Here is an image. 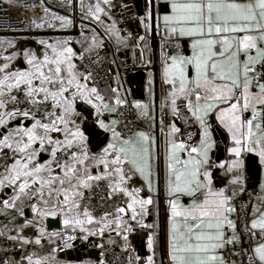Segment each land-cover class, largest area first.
I'll list each match as a JSON object with an SVG mask.
<instances>
[{"label": "snow or ice", "instance_id": "obj_1", "mask_svg": "<svg viewBox=\"0 0 264 264\" xmlns=\"http://www.w3.org/2000/svg\"><path fill=\"white\" fill-rule=\"evenodd\" d=\"M4 2L15 5L17 0ZM66 6L74 7L72 0H66ZM39 7L43 15L30 20L32 27H75L73 18L57 14L43 0ZM79 7L82 21L90 20L104 33L101 36L95 29L85 33L88 26L81 23V38L75 40L80 51L73 38L65 36L38 39L40 50L16 48L10 40L7 46L16 50L0 53V129L4 130L0 191L11 189L6 199H0V215L10 217L0 237L11 245L4 249L0 264H61L58 251L73 248L72 241L97 235L101 243L93 246L101 249L100 258L82 264H109L105 232L108 245L116 243L112 232L121 237L120 252L127 254V264H133L129 234L137 228L149 230V254L135 255V264H237L235 259L229 262L224 251L246 257L247 264H264V196L259 197V206L252 205L251 219L245 220L243 229L239 217L232 218L237 214L233 200L243 191L245 154L258 158L264 170V0H144L143 14L135 17L144 34L135 40L143 64L154 26L161 37L160 80L167 93L161 103L162 145L154 134L151 94L149 102L132 104L146 127L133 130L125 123L121 129L116 115H123L120 109L127 100L121 98L118 74L117 86H108L111 99L105 98L94 76L93 65L100 63L105 38L116 51L132 38L130 33L121 35L112 15L113 0L87 5L80 0ZM148 83L152 84L151 72ZM165 108L173 118L167 131ZM213 115L227 133V157L220 161L212 158L218 148L210 122ZM176 119L186 129L195 125L198 133H182ZM93 136L103 137L98 151L91 147ZM42 153L46 158L41 162ZM216 168L227 180L222 187L214 185ZM102 181L106 195L101 200L111 201L112 207L96 216L93 188ZM230 185L238 191L229 195ZM260 189L264 192V179ZM161 195L166 227L158 252L159 221L145 220L154 211L159 216ZM49 217L58 218L62 227L46 231ZM25 229H35L36 235H26ZM45 242L49 247L41 255L36 249H44ZM29 245L34 248L28 250ZM114 264H121L119 256Z\"/></svg>", "mask_w": 264, "mask_h": 264}, {"label": "crops", "instance_id": "obj_2", "mask_svg": "<svg viewBox=\"0 0 264 264\" xmlns=\"http://www.w3.org/2000/svg\"><path fill=\"white\" fill-rule=\"evenodd\" d=\"M96 2V0H84L85 5H87L88 3H92L94 4ZM43 3L45 6L51 8L53 11H55L57 14L59 15H66L69 16L71 18H73L74 23H75V27L78 28V33L74 36H72L73 38V46L77 51H80V45L75 43L76 39H80V33H81V23L87 25L88 27H86L84 29L85 33L90 34L91 29H95L101 36H104L103 33V28H101L99 25L91 22L90 20H83L82 21V12L81 9L79 7L80 4V0H72V3L74 5V7H69L66 6V0H43ZM113 3L116 5V7H114L112 9V15L113 12L116 11L117 9H122V11L126 14V15H131V16H138V15H142L144 12V0H113ZM23 6H30L35 4L36 7L35 8H31L32 13L34 14V16H42L43 15V11L42 9L39 7V5L41 4V0L39 3H36L35 1H25L22 3H19ZM122 5H127V7H122ZM86 10V9H85ZM160 14L163 15V5H161V9H160ZM102 19L105 20V23H111V21H109L107 19V17H102ZM114 19H116L114 17ZM117 20V19H116ZM118 21V20H117ZM138 23V28L136 31H138L141 35L144 34V30L139 26V21L136 20ZM118 27L122 30L121 35H128L129 32L123 28L119 22H118ZM73 28V27H72ZM70 29V28H68ZM66 29V30H68ZM47 33L44 36H35L33 38H28V39H13L9 36H0V41H4L5 43L3 45H0V53L4 54V55H8L10 54L12 51H15V48H11L7 46V41H15L16 43V48H19L22 46L24 47H30L34 50H40L42 48L41 45H39L36 41L38 39H45V40H55L57 38H62L65 37V35L63 34L64 31L66 30H61V29H51V28H47L46 27ZM155 34L156 37H160L159 35L156 34L155 32V26L153 27V33L152 35ZM152 35L151 37L147 40V43L149 45L150 51L149 50H145L144 51V58H145V62L149 65V70L144 71L143 69H140V71L144 72L145 74V78H144V82H143V86H141L139 88V81L138 79H133L132 80V85L130 86L132 88L129 89L128 86H126L124 88L123 85L120 84V80L121 78V71L127 70L128 67H132L134 65L131 66H126L125 65V61L126 58L124 56V51L125 50H130L131 51V56L135 57L134 63L135 65H142L141 60H140V55H141V48L139 46L136 45V40L132 37L128 40L127 42V46H121L119 51H116L115 45L113 42H109L107 41V38H105V45L103 48L99 49V50H105L109 53V71H110V82L107 84V86L101 87V91L105 93V98L106 99H111V94L108 90V86L111 84L112 87H116L117 86V74H118V83L120 86V95L122 99H126L127 100V104L129 105L133 111V118L134 121L136 122V127L134 130L140 129V128H145L146 124L144 120H140L137 118V109H135L134 107H132V104L134 101H141V102H149V96L151 94V100L149 102V108L151 110V114L154 115L155 117V136L158 138V141L161 143L163 142L164 139V133L161 132L160 130V120H161V103L164 99V96L167 94L165 91V88L162 87L161 85V80H160V67H161V61H160V53H161V46L159 43L155 44L154 49L152 48ZM185 51H187V49L185 48ZM113 58H115V63H113ZM148 61H151V63H149ZM2 62V61H0ZM14 63H16L17 65H19L20 63H22V61H15ZM154 68V69H153ZM149 72L152 73V84L149 85L148 81H149ZM178 103H181L180 101H178ZM164 112V123H165V131H167V125L173 122V118L171 116H169L168 113V109L165 108L163 109ZM105 118H108V115L105 114ZM177 126L180 128L178 122L175 120L174 121ZM211 123H213V131H214V139L217 142L218 148L214 149L212 152V158L214 160L220 161V160H224L227 157V152L225 149V145L228 143L227 140V133L224 132L223 129H221L219 127V125L217 124V122L215 121V116L213 115L211 117ZM26 125L30 122H25ZM17 122L16 121H12L11 122V126H16ZM195 126V125H194ZM196 127V126H195ZM197 128V127H196ZM0 131H4L3 129H0ZM198 131V128H197ZM180 138V134H177V139ZM103 139V137H96L93 136L92 140H91V147L98 151L99 148L97 147L98 144H100L101 140ZM198 140V137L197 139ZM106 143V141H104ZM41 162L44 158H46V154H41ZM4 171V168L0 170V173H2ZM93 172H95V170H93ZM214 173H215V180H214V185L216 187H222L224 186L225 183H227V180L225 177L220 175V170L219 168L214 169ZM264 179V170H261L258 164V158H256L252 153H248L245 154L244 156V174H243V183H242V187H243V191L247 190L252 192V194L254 195V201L252 205H257L259 206L261 204V200L259 199V197L264 196V192L261 191L260 189V183L261 180ZM104 185V182H101ZM140 183H142L141 181L138 180L136 181V186H139ZM233 190H237V186L235 185H230L229 186V195L231 194V192ZM239 192V191H238ZM11 194V189L7 188L4 189L3 191H0V199H6L8 197V195ZM146 194V189H145V193ZM166 205L164 203L163 200V196L161 195L160 197V201H159V216L157 217L155 214V211L153 212L152 215L146 217L145 222L146 223H153L154 221H156L158 219L159 224H160V232H159V237L158 240L160 242V249H158V252L160 250H162L163 246H164V241H165V227H166V211H165ZM252 209V207H251ZM27 215L30 217L31 216V212L30 209H25ZM94 214V213H93ZM102 213H95L94 215L99 216ZM233 218V217H232ZM10 219V217H6L4 215H0V226L3 229V225L8 223V220ZM250 219H251V212H250ZM17 222H22L20 220H18ZM44 226L46 228V231H55V230H59L62 225L59 222V219H54V218H47V220L44 222ZM9 227H13V225H9ZM5 230V229H3ZM148 229H139L137 228L134 232L129 234V253H132L133 255V264H135V255H140L142 258H145L149 253L147 250V233H148ZM78 232V231H77ZM79 233V232H78ZM25 234L31 237H34L36 235L35 233V229H25ZM109 236L108 232H105L104 234V239L107 242V238ZM112 238L116 241V243L114 245H111L115 248H118L120 250V246L124 243V241L121 239V237H117L115 235V232L111 233ZM98 235L97 236H90L88 238V240H80L76 245V249H80L81 247H85L86 248V257L85 259H83L81 262H77L76 260H61L59 258V254L56 253L57 256V260L61 262V264H82V262L85 261H96L100 258V249L94 247V244H99L98 242ZM31 246V248L33 249L34 246L33 245H29ZM48 245L47 242H45V247L44 249H36L38 252H40L41 255L46 254L47 250H48ZM73 248V249H75ZM31 249V250H32ZM71 249V250H73ZM223 255L225 256V251L223 253ZM14 258L19 259V256L17 253H15L13 255ZM127 257V254H126ZM159 255L157 256V262H159ZM127 264V262H126ZM240 264V263H237Z\"/></svg>", "mask_w": 264, "mask_h": 264}, {"label": "built area", "instance_id": "obj_3", "mask_svg": "<svg viewBox=\"0 0 264 264\" xmlns=\"http://www.w3.org/2000/svg\"><path fill=\"white\" fill-rule=\"evenodd\" d=\"M25 1H35L36 3H39L40 0H17V3L15 5H9L8 3H5L4 0H0V36H9L13 39H28L33 38L35 36H44L48 30H46V27L44 28H34L30 25V20L35 19L38 16H34L32 13V10L27 7L23 6L19 3L25 2ZM113 17H115L119 24L125 28L135 39L137 35H141L137 30L138 23L134 16L126 15L122 9H117L113 12ZM78 33V28L73 27L66 31H64L65 36H74ZM156 43H159L161 46V37H156ZM99 58L100 63L97 65H93L94 68V76L96 80L98 81V86L104 87L107 86V84L110 82V71H109V53L105 50H99ZM93 59H96V56L93 55ZM137 69H143L144 71L149 70V65L144 62L142 65H134L132 67H128L127 70L121 71L120 75L121 77H125L130 70H137ZM120 112L123 113V115H116V118L121 121V124L119 127L121 129L124 128V124L128 123V127L132 128L133 130L136 127V122L133 118V111L129 105H125L123 108L120 109ZM186 114V111H185ZM178 122L182 133H186L187 131H191L194 134H197V128L192 125L189 128H185V125L182 120L176 119ZM130 122V123H129ZM198 135H194L193 139L196 140ZM181 138V137H180ZM10 162V161H9ZM3 160H0V170L3 169ZM106 195V189L104 185L101 183V186L99 188H93V199H92V207L95 209V213H103L105 210H110L112 207V202L107 200H101L102 196ZM254 201V195L252 192L244 190L242 192H238L237 196L233 200V204L235 205L237 209V214L233 215V219H238V224L241 229L244 227L245 220H250V212L251 207ZM0 230H3L0 226ZM79 235V233H76ZM79 242V239L72 241L71 243L74 244V247H76L77 243ZM98 242L101 243L100 237H98ZM104 243L106 248H108V252L106 255V259L108 260L109 264H114V261H116L117 256H119V261L121 264H126L127 257L125 253H121L118 248H115L111 245H108L107 242L104 239ZM249 245L246 243L244 244V248H247ZM10 243L6 242L4 238L0 237V259L5 258L4 249L10 248ZM73 248L69 249H63L61 251H58V254L64 253L66 251H69ZM31 246H28V250H31ZM237 251H243L242 248L239 246L236 249ZM101 251V249H100ZM14 252H9L7 255L13 256ZM225 258L229 260V262L233 259L237 261V263H240L241 260L244 261V264H247V258L243 256H235L233 257L230 252L225 251Z\"/></svg>", "mask_w": 264, "mask_h": 264}, {"label": "water", "instance_id": "obj_4", "mask_svg": "<svg viewBox=\"0 0 264 264\" xmlns=\"http://www.w3.org/2000/svg\"><path fill=\"white\" fill-rule=\"evenodd\" d=\"M155 44H156V35L153 34L152 35V48L153 49L155 47ZM123 54H124V56L126 58V61H125V65L126 66L135 65V63H134L135 57L131 56V51L130 50H125ZM144 78H145V74H144V72L140 71V69L130 70L125 77L121 78L120 84L123 85L124 88L126 86H128L129 89L132 90V88L130 87L132 85L131 84L132 80L133 79H138L139 88H140L141 86H143ZM85 252H86V248L85 247H81L80 249H76L75 248L73 250H69V251H66L64 253L59 254V258L61 260L63 259V260H66V261L76 260L79 263L83 259H85V257H86V253Z\"/></svg>", "mask_w": 264, "mask_h": 264}]
</instances>
